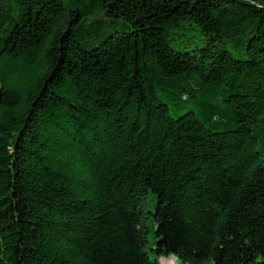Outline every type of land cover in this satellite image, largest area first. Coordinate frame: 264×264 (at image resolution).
<instances>
[{
    "label": "trees",
    "instance_id": "16d2710c",
    "mask_svg": "<svg viewBox=\"0 0 264 264\" xmlns=\"http://www.w3.org/2000/svg\"><path fill=\"white\" fill-rule=\"evenodd\" d=\"M170 256L264 264V0H0V264Z\"/></svg>",
    "mask_w": 264,
    "mask_h": 264
},
{
    "label": "rangeland",
    "instance_id": "374dc122",
    "mask_svg": "<svg viewBox=\"0 0 264 264\" xmlns=\"http://www.w3.org/2000/svg\"><path fill=\"white\" fill-rule=\"evenodd\" d=\"M148 215L151 216L150 214H148ZM149 239H150L151 243L154 244L155 236H154V232L153 231H151L149 233ZM147 250L150 253H152L149 248H147ZM151 256L153 257V254H151ZM173 259L174 258L171 257V256L170 257H162V258L159 259V261H160V264H170V261H172ZM176 260H177V258L174 259V262H176Z\"/></svg>",
    "mask_w": 264,
    "mask_h": 264
}]
</instances>
